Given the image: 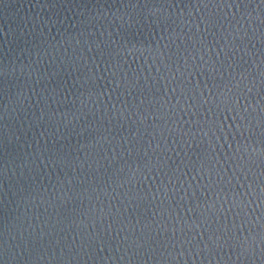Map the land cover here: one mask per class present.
<instances>
[{
  "label": "water",
  "instance_id": "1",
  "mask_svg": "<svg viewBox=\"0 0 264 264\" xmlns=\"http://www.w3.org/2000/svg\"><path fill=\"white\" fill-rule=\"evenodd\" d=\"M0 264H264V0H0Z\"/></svg>",
  "mask_w": 264,
  "mask_h": 264
}]
</instances>
